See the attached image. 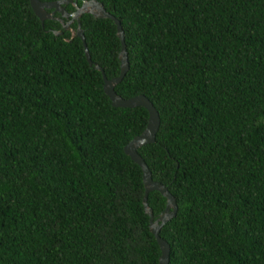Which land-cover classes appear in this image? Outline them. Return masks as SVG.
<instances>
[{
  "label": "trees",
  "instance_id": "16d2710c",
  "mask_svg": "<svg viewBox=\"0 0 264 264\" xmlns=\"http://www.w3.org/2000/svg\"><path fill=\"white\" fill-rule=\"evenodd\" d=\"M98 1L123 31L114 91L158 113L137 152L176 203L158 231L167 264H264V0ZM76 26L0 0V264H157L122 149L147 111L103 92L94 64L118 73L113 21L79 14L91 64ZM146 202L154 218L165 197Z\"/></svg>",
  "mask_w": 264,
  "mask_h": 264
},
{
  "label": "water",
  "instance_id": "95a60500",
  "mask_svg": "<svg viewBox=\"0 0 264 264\" xmlns=\"http://www.w3.org/2000/svg\"><path fill=\"white\" fill-rule=\"evenodd\" d=\"M29 5L35 16L39 19L40 22L44 18H55L62 22L61 16H69V19L65 22H62V27L69 28V23L74 19L77 23L75 34L80 38L84 56L89 64L91 60L87 51V48L84 43V38L81 29L78 26V17L82 12H88L94 17H108L110 18L115 25V34L119 39V49L117 52V58L119 61L118 73L111 77H106L101 67L97 64H94V67L97 68L102 77V89L103 92L108 96L110 104L113 106H135L141 105L147 111V119L143 129L133 135L125 144H123L122 149L141 169V178L143 184V195L141 198L142 205L145 212L148 215V227L151 233L153 234L156 243L159 247V254L157 258V264H167L168 261V243L159 236L158 231L159 227L175 213L176 203L174 197L168 191L167 187L161 182L151 178L150 171L137 152V147L152 142L154 140V134L158 127L159 117L157 110L150 102V100L143 95L142 93L131 95L129 97H121L118 95L113 86L115 83L119 82L123 74L125 73L128 62L127 55L125 50V45L123 41V31L119 20L115 18L110 12L105 10L102 3L98 0H81L79 4L76 3V0H28ZM71 3L73 5V10L67 12L64 8V4ZM50 9V10H49ZM57 11L59 15L53 16V12ZM60 31H55L59 33ZM155 189L159 191L161 195L165 197V205L161 212H159L156 217L153 218L152 210L147 206L146 194L147 191Z\"/></svg>",
  "mask_w": 264,
  "mask_h": 264
},
{
  "label": "flooded vegetation",
  "instance_id": "af4514ba",
  "mask_svg": "<svg viewBox=\"0 0 264 264\" xmlns=\"http://www.w3.org/2000/svg\"><path fill=\"white\" fill-rule=\"evenodd\" d=\"M57 15H59V13L57 11L53 12V16H57ZM61 18H62V22H65L69 19V16H61ZM62 22H61V24H62Z\"/></svg>",
  "mask_w": 264,
  "mask_h": 264
}]
</instances>
